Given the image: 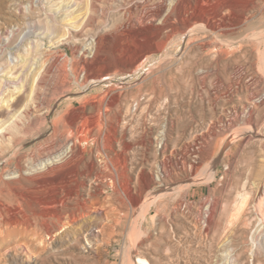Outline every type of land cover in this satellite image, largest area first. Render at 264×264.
<instances>
[{"label":"rangeland","instance_id":"1","mask_svg":"<svg viewBox=\"0 0 264 264\" xmlns=\"http://www.w3.org/2000/svg\"><path fill=\"white\" fill-rule=\"evenodd\" d=\"M174 1L0 0V264H264V0Z\"/></svg>","mask_w":264,"mask_h":264},{"label":"bare ground","instance_id":"2","mask_svg":"<svg viewBox=\"0 0 264 264\" xmlns=\"http://www.w3.org/2000/svg\"><path fill=\"white\" fill-rule=\"evenodd\" d=\"M187 1L188 0H175L174 1V7H175V10L176 11H181V8H183V6H184V4L185 3H187ZM191 1V0H190ZM207 2H208V0H207ZM206 6V5H205ZM222 6V5H221ZM246 6V5H245ZM185 7V6H184ZM190 7V6H189ZM174 11V10H173ZM194 13V12H193ZM204 13V12H203ZM229 43V42H228ZM244 43V42H243ZM202 44V43H201ZM203 47V46H202ZM242 50V49H241ZM185 55V54H184ZM241 57V56H240ZM198 66V65H197ZM239 74V73H238ZM237 75V74H236ZM71 151V150H70ZM62 154V153H61ZM61 163V162H60ZM11 164V163H10ZM55 164H57V162H44V163H40L39 164V166H41V167H39V168H37L36 170H39V171H35V167H36V165H35V167H34V165L33 164H31V166L29 165V164H23V162H14L13 163V167H11L10 165L9 166H7L6 168H5V171L4 172H7L9 175H13V174H16L17 173V176H12V177H10V181L9 182H7V183H0V242H2V243H6V242H8V239H10V238H13V237H16L17 235H24V237L26 238V236H27V233L29 232V230H30V228H33L34 227V224H33V219H34V221L35 222H37V219H35V218H38V217H36L35 215H34V213L32 214V201L31 200H33V199H31V196L32 195H30L29 193H31L30 192V190H32V189H29L28 188V186H26V185H24V182H29L30 180H31V177L30 176H32V175H34V174H36L37 172H39V173H37V179L38 178H40V179H36V177H34L36 180H37V182L38 183H41V182H43V181H45V178H43V175H42V171H47V170H50V168L52 167V166H55ZM73 167V166H72ZM75 167V166H74ZM105 167V166H104ZM56 168H58L57 166H56ZM75 168H77V167H75ZM53 169V168H52ZM51 169V170H52ZM105 170V169H104ZM185 170V169H184ZM53 171V170H52ZM193 171V170H192ZM191 172V171H190ZM47 173V172H46ZM49 173V172H48ZM64 173V172H63ZM62 173V174H63ZM67 173L68 172H66V175H67ZM60 175H62L61 173H59ZM69 174V173H68ZM45 175V174H44ZM49 175H51V174H49ZM56 175V174H55ZM65 175V174H64ZM141 175V174H140ZM35 176V175H34ZM52 176V175H51ZM51 176H49V177H51ZM54 176V175H53ZM52 176V177H53ZM48 177V178H49ZM55 177V176H54ZM60 177V176H59ZM62 177H63V175H62ZM117 177V176H116ZM159 177V176H158ZM149 179V178H148ZM150 180V179H149ZM57 181V180H56ZM115 181V180H114ZM2 182V181H1ZM122 182V181H121ZM30 183V182H29ZM33 183V182H32ZM48 183V182H47ZM34 184H36V183H34ZM52 184H55V183H52ZM49 185V184H48ZM81 185V184H80ZM36 186V185H35ZM89 186V185H88ZM39 187H41V185L39 186ZM77 189V188H76ZM117 192V191H116ZM91 195V194H90ZM141 195V194H140ZM69 196V195H68ZM89 196V195H88ZM94 196V195H93ZM36 197V196H35ZM44 197V196H43ZM57 197V196H56ZM32 198H33V196H32ZM38 198V197H37ZM62 198H64V197H62ZM94 198V197H93ZM96 198V197H95ZM41 199V198H40ZM46 200L45 198H42L41 199V203H43L44 201H42V200ZM67 199V198H66ZM98 199V198H97ZM50 200H52V199H50ZM47 202H48V198H47V200H46ZM46 201L44 202V204L46 203ZM53 201V200H52ZM50 202V201H49ZM56 202H57V200H56ZM64 202H65V200H64ZM86 202H88V201H85L84 203H86ZM34 203H37V202H34ZM39 203V202H38ZM54 203V201L52 202V204ZM58 203V202H57ZM56 203V204H57ZM69 203H70V199H69ZM80 203H82V202H80ZM83 203V205H85ZM49 204V203H48ZM47 204V205H48ZM64 204V203H63ZM46 205V204H45ZM58 205V204H57ZM88 205H90V204H88ZM37 206H39V205H36V208H34V210L35 209H37ZM42 206H44V205H42ZM49 206V205H48ZM52 206V205H51ZM59 206V205H58ZM80 206V205H79ZM94 206V205H93ZM35 207V206H34ZM39 207H41V206H39ZM54 207H55V205H54ZM61 207V206H60ZM92 207V206H91ZM44 208H46L45 206H44ZM43 208V210H45ZM71 208V207H70ZM76 208H78V207H76ZM84 208H86L85 206L83 207V209ZM48 209L50 210V209H52V208H50V207H48ZM55 209H56V207H55ZM68 209V208H67ZM90 209V208H89ZM66 210V209H65ZM92 210V209H91ZM95 210V209H94ZM41 211V210H40ZM55 211V210H54ZM53 211V212H54ZM57 211H59V210H57ZM64 211V210H63ZM67 211V210H66ZM82 211V210H81ZM35 213H36V210L34 211ZM49 212V211H48ZM69 212V211H68ZM77 212V211H76ZM40 214H39V216L41 217V218H43V220H44V218L46 217L45 215H47V214H45L46 213V210H45V212L44 211H42V212H39ZM51 213V212H50ZM55 213H56V211H55ZM74 213V212H73ZM86 214V213H85ZM32 215L35 217H33L32 218ZM53 215V214H52ZM75 215V214H74ZM73 215V216H74ZM54 216V215H53ZM68 216H70V215H68ZM56 217H58V215L56 216ZM71 217V216H70ZM69 217V218H70ZM75 217V216H74ZM82 217V216H81ZM40 218V222L38 221V224H39V227L40 228H38V226L36 227L37 228V230L38 229H40L41 230V232H43V236H42V238H41V236H40V238L42 239H40L41 240V242H40V244H42V245H40L41 247H39V245H38V250L39 251H41L42 253H43V250H45L46 248H48V247H46L45 245H46V240L44 241V235H46L44 232H45V230L47 231V229L50 227L49 225H48V223H45V225L47 224L48 225V228L46 229V227L47 226H44V223L42 222L41 223V219ZM49 218V217H48ZM51 218V217H50ZM77 218V217H76ZM59 219H61V218H59ZM66 219V218H65ZM75 219V218H74ZM78 219V218H77ZM76 219V220H77ZM42 220V221H43ZM54 220L55 221H57L58 219H55L54 218ZM73 220V219H72ZM71 220V221H72ZM45 221V220H44ZM75 221V220H74ZM34 222V223H35ZM59 221H57V223H58ZM61 222H63V221H61ZM61 222H59L60 224H62ZM76 222V221H75ZM43 224V225H42ZM35 225H36V223H35ZM57 225H59V224H57ZM57 227H59V226H57ZM62 228V227H61ZM51 229H54V232H55V228H52V227H50L49 228V230H51ZM47 232H49V231H47ZM46 232V233H47ZM53 232V231H52ZM51 232V233H52ZM38 233H39V231H38ZM50 233V232H49ZM50 233V234H51ZM42 234V233H41ZM39 235V234H38ZM47 235H48V233H47ZM54 238V237H53ZM26 241V240H25ZM26 244V243H25ZM29 244V243H28ZM27 245V244H26ZM36 250V249H35ZM38 252V251H37ZM47 253V252H46ZM45 253V254H46ZM44 254V255H45ZM48 255V254H47ZM48 257V256H47ZM45 259H47V258H45ZM44 261H46V260H44ZM46 263V262H45ZM140 264H151L148 260H146V259H141L140 260Z\"/></svg>","mask_w":264,"mask_h":264}]
</instances>
